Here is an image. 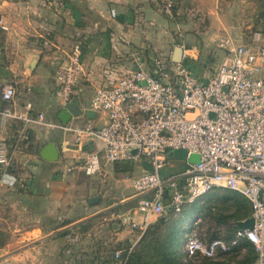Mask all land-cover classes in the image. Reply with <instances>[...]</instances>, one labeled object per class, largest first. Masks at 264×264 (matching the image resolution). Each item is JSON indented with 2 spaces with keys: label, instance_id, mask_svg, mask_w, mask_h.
Instances as JSON below:
<instances>
[{
  "label": "crops",
  "instance_id": "crops-1",
  "mask_svg": "<svg viewBox=\"0 0 264 264\" xmlns=\"http://www.w3.org/2000/svg\"><path fill=\"white\" fill-rule=\"evenodd\" d=\"M178 10L181 21L176 30L177 24L153 0H0V27L5 26L0 36V111L6 107L22 111L30 103L31 113L42 112L49 122L74 126L90 119L94 126H101L105 122L103 111L93 110L90 116L85 113L94 89L134 69L136 58L149 71L158 57L167 65L174 63L178 45L187 55L185 63L192 74L206 81L211 74L205 75V67L199 65L200 42L206 41L207 33H213L210 38L216 42L217 26L226 20L218 11V0H179ZM75 44L82 52V73L79 94L70 102L78 113L63 123L58 113L66 104L55 93V70ZM217 47V53L222 52ZM261 75L264 77V70ZM7 83H13L17 90L13 102L1 98V89ZM23 128L22 120L2 119L0 115V138L18 134ZM27 128L30 139L23 146H14V169L0 175V193H5L7 186L26 183L27 189L18 186L15 192L22 193L20 197L28 202L26 207L33 213L34 222L29 227L16 225L10 229L12 237L0 246V264H93L82 252L88 247L80 251L78 243L72 244L76 235L71 231L79 223L102 217L115 205L134 197L132 179L141 168L133 160V170L120 174L115 169L117 162L106 163L101 173L86 175L76 165L86 152L100 146L98 138L85 136L77 143L62 127L29 124ZM46 142L56 144L57 160L39 155L40 146ZM171 154L178 168L171 173L163 169V176L186 164L174 150L166 152L168 163ZM226 190L215 187L207 197L217 198ZM94 195L98 199L90 202ZM130 213L140 220L135 208ZM126 228L119 222L112 224L114 241L121 246L131 236ZM83 238L82 243L89 241L87 236ZM102 240L96 251L103 252ZM93 248L94 242L89 249ZM110 255L99 256L94 264H107Z\"/></svg>",
  "mask_w": 264,
  "mask_h": 264
},
{
  "label": "built area",
  "instance_id": "built-area-1",
  "mask_svg": "<svg viewBox=\"0 0 264 264\" xmlns=\"http://www.w3.org/2000/svg\"><path fill=\"white\" fill-rule=\"evenodd\" d=\"M178 1L153 0L171 20L180 18ZM214 39L222 57L206 81L192 74L182 52L180 61L169 65L161 57L154 59L151 71L136 58L134 69L95 88L89 109L105 113L101 126H94L90 119L74 126L49 122L42 112L32 114L30 103L22 111L6 107L0 115L23 121L25 128L14 135L15 145L29 141V124L62 127L77 143L85 136L98 138L100 146L86 152L76 165L86 175L101 173L106 163L138 162L141 172L133 177L132 188L140 220L130 212L118 220L130 230L144 232L166 205L180 212L184 204L215 187L238 192L250 204L252 227H236L228 242L221 237L206 239L196 227L186 226L184 255L215 258L244 238L255 246L253 264H264V33L250 30L247 42L230 35ZM81 55L80 45L75 44L56 67L55 93L64 104L79 94ZM16 93L15 85L7 83L1 98L13 102ZM176 149L185 150L186 156L197 153L199 159L186 161L182 169L163 176L166 152ZM143 160L150 162V170L142 166ZM0 162L8 163L4 142ZM132 245L113 250L107 264H126Z\"/></svg>",
  "mask_w": 264,
  "mask_h": 264
},
{
  "label": "rangeland",
  "instance_id": "rangeland-1",
  "mask_svg": "<svg viewBox=\"0 0 264 264\" xmlns=\"http://www.w3.org/2000/svg\"><path fill=\"white\" fill-rule=\"evenodd\" d=\"M218 11L222 13L226 21H223V24L219 23V25L217 26V36L230 35L237 39L243 40V42H247L250 30L260 29L264 33V0H218ZM180 21V18L178 20H173V22L177 24L176 30H178L179 28ZM1 27L0 36L2 34V30L5 29H2L3 27ZM212 34L207 33L204 35L207 39L205 42H200V44H202V47L200 48V54L197 57L199 65L205 67L204 69L202 68L205 75L212 74L215 71V68L217 67L222 55V52H220L221 50L219 47H217L216 42L210 38ZM203 44L205 45L203 46ZM203 47L205 48L204 50H202ZM215 47L220 50V53H217L218 51L215 49ZM186 58L184 62L187 61ZM15 139L16 137L12 134H8V136L0 138V143H5L8 157V163L3 164L0 162V175L9 171L10 169H14V164H12V161L13 149L15 148L14 146L16 143ZM25 144L26 142L24 140H20L16 145L20 147ZM170 157L171 162H166V165L164 167L166 173L167 170L169 171V173H171L173 171H176L178 168V161L175 160L174 155L171 154ZM133 175H136L135 172H133ZM18 186L22 187L23 189H27L26 183H15L12 187L7 186V188L5 189V193H0V246H2L12 237V232L10 230L11 228L16 225L21 228L29 227L34 222L33 213L31 212L29 206L26 207L28 202L23 201V199L20 197V194L22 193H16L19 191L17 188ZM215 198L216 197H207V195H205L199 199H195L191 203H187L186 205H184L181 210V212L185 211V213H182V222L186 226L196 227L200 235H202L206 239L221 237L226 241H231L235 234V227L233 226L234 222L232 219L228 218L226 221L221 222H218L216 220L215 213L219 212L217 209V205L211 208L208 205L212 204L213 206L215 201H217ZM137 200V197L134 196L126 202L115 205L102 217H92L84 223H79L78 225H76L74 231H71V234L76 235L74 236V240L72 241V244H74V246L78 243V245L80 246V251L83 247H88L87 250L84 249L82 252L87 253L86 260L89 263H98L99 256H109L110 251L115 249L117 245L120 244L114 241L115 239L112 230V224L118 222L119 216H121L125 212H132L137 204ZM24 206L25 208H21ZM223 212V215H226L228 213V211ZM122 226L126 227L125 225ZM185 227L178 234L179 252L184 261L190 260L192 262H198L201 256L186 257L184 255L182 246L186 232ZM129 231L131 236L126 238L123 242L128 246L133 244V249V247H136L138 245L143 232L138 229ZM83 236H87L89 241H87L86 243H82V239H84ZM91 238H93V241H91ZM102 238L103 240L101 245L103 247V252H99L96 251V248H98L99 250V245L101 243L100 240ZM243 240L244 238H242L237 244H235L232 249L227 252L226 255L224 254V252H219L216 257L213 258V260H224L225 256L227 258H230L234 254H236V259L241 258L246 253V248L242 246ZM93 242L94 248L89 249L90 245Z\"/></svg>",
  "mask_w": 264,
  "mask_h": 264
},
{
  "label": "trees",
  "instance_id": "trees-1",
  "mask_svg": "<svg viewBox=\"0 0 264 264\" xmlns=\"http://www.w3.org/2000/svg\"><path fill=\"white\" fill-rule=\"evenodd\" d=\"M133 165V160L129 159L115 163V169L120 174H129L133 170ZM215 199L217 201L213 206L208 205L210 208L217 205L219 212L215 213V218L218 222L226 221L227 218L232 219L235 227L237 220L246 219L251 214V208L246 200L236 192L226 190ZM223 211L228 213L223 215ZM182 213L185 211L175 212L172 206L166 205L162 215L149 224L141 235L138 245L128 253L126 264H253L255 262L257 258L255 246L247 239L242 242L246 253L239 259H236L234 254L230 258L225 256L224 260H213V258L201 256L198 262L184 261L179 252L178 238L179 232L186 226L182 222ZM127 246L118 245L117 248ZM224 254L226 255L227 252Z\"/></svg>",
  "mask_w": 264,
  "mask_h": 264
},
{
  "label": "water",
  "instance_id": "water-1",
  "mask_svg": "<svg viewBox=\"0 0 264 264\" xmlns=\"http://www.w3.org/2000/svg\"><path fill=\"white\" fill-rule=\"evenodd\" d=\"M181 55H182V48L180 46H177L173 54V60L175 62L180 61ZM77 113H78V109L76 108V106L73 103L68 102L59 111L58 117L63 123H67L70 120V118L73 115H76ZM85 113L87 116H90V114L93 113V110L88 109L86 110ZM135 152H136L135 150L131 151L132 154H134ZM174 154L176 156H181L183 160H186L188 162H197L199 159V155L197 153H191L188 156H186V151L183 149L174 150ZM39 155L46 160L55 161L58 158V148L56 144L53 142L43 143L39 148ZM141 163L145 169L147 170L151 169V164L147 160H143ZM97 199L98 196L94 195L89 198V201L95 202ZM235 225L239 229H250L253 225V217H248L245 220H237L235 222Z\"/></svg>",
  "mask_w": 264,
  "mask_h": 264
}]
</instances>
